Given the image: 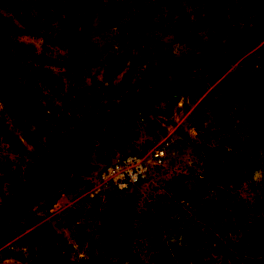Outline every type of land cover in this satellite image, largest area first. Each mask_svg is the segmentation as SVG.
<instances>
[{
  "label": "rangeland",
  "instance_id": "obj_1",
  "mask_svg": "<svg viewBox=\"0 0 264 264\" xmlns=\"http://www.w3.org/2000/svg\"><path fill=\"white\" fill-rule=\"evenodd\" d=\"M61 159L0 264H264V0H0V204Z\"/></svg>",
  "mask_w": 264,
  "mask_h": 264
},
{
  "label": "trees",
  "instance_id": "obj_2",
  "mask_svg": "<svg viewBox=\"0 0 264 264\" xmlns=\"http://www.w3.org/2000/svg\"><path fill=\"white\" fill-rule=\"evenodd\" d=\"M55 159H57V157ZM60 161L61 163H58L57 165L54 164V167L52 163L50 168H48L49 173L43 177V180L33 183L31 182L29 185L18 186L13 193L7 195L0 204V246L7 242L11 237V235L8 236L6 234L14 232V228L9 229V226H11L9 221L12 217L13 211L16 208H27L41 195L53 192L56 183L64 179V176L55 175L57 172V166L63 168L67 176H77L78 171H75L76 165L71 167L69 163L66 164L65 159H61Z\"/></svg>",
  "mask_w": 264,
  "mask_h": 264
},
{
  "label": "built area",
  "instance_id": "obj_3",
  "mask_svg": "<svg viewBox=\"0 0 264 264\" xmlns=\"http://www.w3.org/2000/svg\"><path fill=\"white\" fill-rule=\"evenodd\" d=\"M165 157L163 148L155 149L152 158L155 164H161ZM147 167L141 157L130 152L117 156L112 163L106 166L105 174L110 176L113 183L119 188L125 189L129 184H136L146 176Z\"/></svg>",
  "mask_w": 264,
  "mask_h": 264
}]
</instances>
